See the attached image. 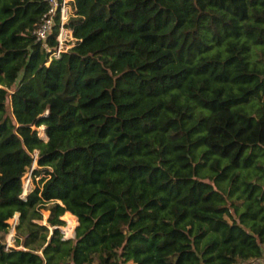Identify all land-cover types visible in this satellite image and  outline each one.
I'll return each mask as SVG.
<instances>
[{
  "label": "trees",
  "instance_id": "16d2710c",
  "mask_svg": "<svg viewBox=\"0 0 264 264\" xmlns=\"http://www.w3.org/2000/svg\"><path fill=\"white\" fill-rule=\"evenodd\" d=\"M47 10L0 0V264L262 262L264 0H72L59 58Z\"/></svg>",
  "mask_w": 264,
  "mask_h": 264
},
{
  "label": "built area",
  "instance_id": "2783aa9c",
  "mask_svg": "<svg viewBox=\"0 0 264 264\" xmlns=\"http://www.w3.org/2000/svg\"><path fill=\"white\" fill-rule=\"evenodd\" d=\"M48 2V10L44 13L42 21L38 28L34 29L33 34L36 36L37 41H41L43 48L53 52V58H59L61 54L71 47L74 41L73 30L68 26L70 17V2L72 0H46ZM59 27L58 34L56 35V46L51 48L49 44V37L53 34L55 26ZM41 128L44 129L43 126ZM31 173L25 179L24 193L25 196L31 189ZM19 223V214L16 213L13 222L9 227L8 233L5 235V249L9 250L15 246L16 226ZM64 238H69L65 234L66 231L62 230ZM74 237V236H72ZM259 264H264V260Z\"/></svg>",
  "mask_w": 264,
  "mask_h": 264
},
{
  "label": "rangeland",
  "instance_id": "374dc122",
  "mask_svg": "<svg viewBox=\"0 0 264 264\" xmlns=\"http://www.w3.org/2000/svg\"><path fill=\"white\" fill-rule=\"evenodd\" d=\"M40 135H41L43 138L47 139V136H46L45 132L43 131V128H40ZM68 215H70V214H66V215L63 217V219L66 221V225L62 226L61 229L64 230V231H66L65 228H67L68 225H69L68 221L66 220V218H67ZM48 216H49V212H45V214H44V218H45L44 223H45L46 219L48 218ZM76 222H77V219H76ZM75 225H76V223H75ZM75 225H74V226H75ZM74 228H75V227H74ZM65 234L67 235V237L71 238L72 236H74L75 231L72 232V233H70V234H68V232L66 231ZM72 234H73V235H72Z\"/></svg>",
  "mask_w": 264,
  "mask_h": 264
},
{
  "label": "bare ground",
  "instance_id": "6f19581e",
  "mask_svg": "<svg viewBox=\"0 0 264 264\" xmlns=\"http://www.w3.org/2000/svg\"><path fill=\"white\" fill-rule=\"evenodd\" d=\"M76 219H77V217H75L71 214L67 216L66 220L68 221L69 225L67 228H65V230L68 232V234L74 232V227H75L74 225L76 223Z\"/></svg>",
  "mask_w": 264,
  "mask_h": 264
},
{
  "label": "water",
  "instance_id": "95a60500",
  "mask_svg": "<svg viewBox=\"0 0 264 264\" xmlns=\"http://www.w3.org/2000/svg\"><path fill=\"white\" fill-rule=\"evenodd\" d=\"M74 231H75V228H74Z\"/></svg>",
  "mask_w": 264,
  "mask_h": 264
}]
</instances>
